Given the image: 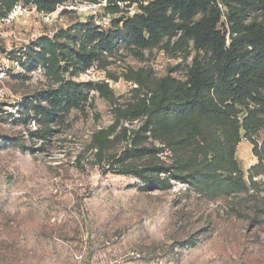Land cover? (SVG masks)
Returning a JSON list of instances; mask_svg holds the SVG:
<instances>
[{
	"label": "rangeland",
	"instance_id": "rangeland-1",
	"mask_svg": "<svg viewBox=\"0 0 264 264\" xmlns=\"http://www.w3.org/2000/svg\"><path fill=\"white\" fill-rule=\"evenodd\" d=\"M110 2L63 0L45 23L38 16L3 21L28 4L21 0L6 11L0 0V264H264V192L209 201L179 179L168 186L170 174L160 172L174 155L143 130L145 119L116 122V108H135L147 98L127 80L130 69L185 80L193 51L186 59L121 45L112 56L104 53L91 74L76 73V66L66 75L108 84L116 105L92 92L83 110L54 122L35 124L18 112L20 102L35 104L51 85L38 61L24 66L33 49L40 51L37 41L87 22L109 29L139 12V4H120L123 11L115 13ZM252 20L264 24V12H250ZM256 139L264 145V128ZM235 157L246 176L258 164L245 138ZM256 180L264 190V176Z\"/></svg>",
	"mask_w": 264,
	"mask_h": 264
},
{
	"label": "trees",
	"instance_id": "trees-1",
	"mask_svg": "<svg viewBox=\"0 0 264 264\" xmlns=\"http://www.w3.org/2000/svg\"><path fill=\"white\" fill-rule=\"evenodd\" d=\"M19 1L3 0L6 11ZM23 1L51 13L63 0ZM110 1L115 13L123 11L120 4H139V12L115 19L109 29L87 22L39 39L35 45L40 51L33 49L24 66L38 61L51 85L38 92L35 104L20 102L18 112L35 124L43 118L54 122L72 110H83L92 92L116 105L108 84L77 82L66 75L76 66L77 73L102 64L104 53L112 56L121 45L141 52L160 48L186 59L193 51L185 80L172 75L156 79L152 71L130 69L127 80L137 85L136 92L145 90L147 98L135 108H116V122L145 119L143 130L174 155L173 165L160 172L170 174L164 182L168 186L170 178L179 179L209 201L263 193L256 178L264 176V145L256 136L264 128V24L248 21V14L264 12V0ZM243 138L258 159L248 176L235 157ZM260 209L264 214V196Z\"/></svg>",
	"mask_w": 264,
	"mask_h": 264
},
{
	"label": "built area",
	"instance_id": "built-area-1",
	"mask_svg": "<svg viewBox=\"0 0 264 264\" xmlns=\"http://www.w3.org/2000/svg\"><path fill=\"white\" fill-rule=\"evenodd\" d=\"M29 16H38L41 20H43L45 23L51 22L53 20V15L50 13H46L43 11H40L37 6L34 3H30L27 6L18 5L15 7L14 11L6 16L5 20H14L18 17H29ZM106 29V28H103ZM87 75L91 74L90 70L87 71ZM5 74H0V78H4Z\"/></svg>",
	"mask_w": 264,
	"mask_h": 264
}]
</instances>
